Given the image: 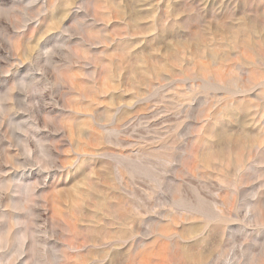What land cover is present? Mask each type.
<instances>
[{
	"label": "rangeland",
	"instance_id": "374dc122",
	"mask_svg": "<svg viewBox=\"0 0 264 264\" xmlns=\"http://www.w3.org/2000/svg\"><path fill=\"white\" fill-rule=\"evenodd\" d=\"M0 264H264V0H0Z\"/></svg>",
	"mask_w": 264,
	"mask_h": 264
},
{
	"label": "bare ground",
	"instance_id": "6f19581e",
	"mask_svg": "<svg viewBox=\"0 0 264 264\" xmlns=\"http://www.w3.org/2000/svg\"><path fill=\"white\" fill-rule=\"evenodd\" d=\"M17 239V238H16ZM15 240V239H14ZM18 249V248H17Z\"/></svg>",
	"mask_w": 264,
	"mask_h": 264
}]
</instances>
